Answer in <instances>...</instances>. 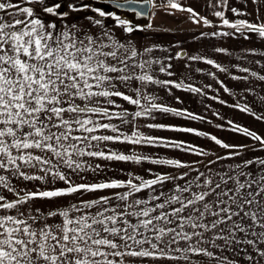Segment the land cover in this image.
<instances>
[{
	"label": "snow or ice",
	"instance_id": "snow-or-ice-1",
	"mask_svg": "<svg viewBox=\"0 0 264 264\" xmlns=\"http://www.w3.org/2000/svg\"><path fill=\"white\" fill-rule=\"evenodd\" d=\"M110 3L146 23L83 0H0V264H264V132L229 120L232 131L250 138L234 144L196 127L145 123L168 114L205 119L158 102L172 86L208 95L183 72L172 78L174 60L187 69L189 61H204L236 80L256 78L264 91V0H243V8L208 0L215 20L184 0ZM88 9L118 28L95 16L70 19ZM160 9L212 26L199 38H258L262 47L246 51L261 56L250 61L261 70L237 63L232 67L245 74L238 76L216 59L189 54L180 40L141 44L125 35L156 29ZM195 71L231 92L215 72ZM245 91L264 106L255 88ZM232 107L264 121L248 103ZM142 127L195 133L226 151ZM146 145L201 159L146 153Z\"/></svg>",
	"mask_w": 264,
	"mask_h": 264
},
{
	"label": "rangeland",
	"instance_id": "rangeland-1",
	"mask_svg": "<svg viewBox=\"0 0 264 264\" xmlns=\"http://www.w3.org/2000/svg\"><path fill=\"white\" fill-rule=\"evenodd\" d=\"M86 0H83V2ZM159 2V0H157ZM184 2L192 6L197 12L201 15L207 16L209 19H217L212 15V9L208 6V0H184ZM230 4L243 8L245 5L243 0H230ZM113 6V5H112ZM114 7V6H113ZM249 11H252L251 5H249ZM264 13V9H262ZM118 15H121L123 18L131 20L133 23L140 22L146 23L147 18L136 17L134 13L130 11L120 10ZM229 18H234L233 13L228 11L226 13ZM95 16L104 20L108 27H114V19L110 17H99L92 9L82 10L81 12H70V19H74L77 22L86 23V19L82 20V17ZM189 14L185 12H176L175 14H170L163 11L162 9L157 10L156 16L153 18L154 25L157 26L156 29H134L133 33L125 34L128 35L131 39L139 41L141 44L146 43H163L174 45L176 40H180L182 43L179 47L191 48L189 54H203L207 55L213 59H216L218 62L223 64L220 60V57L224 58L226 53H219L214 51L216 44L228 45L232 44L233 46H241L244 44L246 48L249 47H262L258 38L254 37L249 40L243 38H232V37H215V38H199L198 31L213 30L212 26H208L207 29L202 24H196L192 20L188 19ZM252 19L253 16L250 15L247 17ZM118 28V26H115ZM219 27V25H216ZM197 36L196 40H192L191 37ZM198 45H202L201 51L195 49H200ZM234 46V51L237 48ZM218 47V46H217ZM212 48V50H209ZM177 48H174V51ZM242 53V52H241ZM159 54V50H157ZM167 55V53H164ZM250 56H255L258 54L248 53ZM220 56V57H219ZM251 61V60H250ZM250 61L239 62L241 65H249L253 69L260 71L261 68L259 65L254 63L250 64ZM193 65L191 69L183 68L184 60H174V72L176 75L172 78H179L181 72H183V77L186 83L195 84L198 88H202L204 92L208 95H203L202 93H193L191 90L185 89H175L173 87V94H168L161 90L158 93L159 101L168 104L172 107L185 108L190 112H194L197 115L205 117L202 120H194L191 117L187 116H176L175 114H168L162 118H158L156 121H150L145 118V123L149 122H168L175 123L184 127H196L202 131L210 132L214 135H217L219 138L224 139L226 142L230 143H247L250 142V138L245 137L241 133H237L231 130V125L228 124V121L231 120L233 124L240 123L242 126L251 127L253 130L264 132V121L258 120L256 117L251 116L248 113L243 112L241 109L232 107L233 104L248 103L250 107H253L257 112H264V106L259 102V99L253 93L245 91L247 88H255L256 93L259 96H264V91H261V83L256 78H250L248 81L236 80L230 77L226 72H222L218 69H215L213 66L208 65L204 61H189ZM226 64V63H225ZM224 65V64H223ZM195 67H200L206 71H213L216 73L217 77L223 81V85L231 89V92H225L223 86L220 83H208L209 80L213 78L206 75L205 73H198L195 71ZM247 67V66H246ZM229 71L233 73H238L239 76L245 75L238 69L229 68ZM163 77V74H161ZM207 84H212V88H207ZM235 93V95H233ZM219 95L222 100L228 101L227 104H222L218 100L212 99V96ZM179 96L180 99L177 100L175 97ZM219 113L216 115L215 113ZM217 125H223V127H217ZM141 131H144L146 134L152 135H161L166 138L171 139H181L186 142L194 143L197 146L211 148L216 150L219 153H223L224 149L220 146L215 145L214 141H211L209 137H200L195 133H187L181 130H171V129H151L147 127H142ZM121 149L128 147L132 148L131 144H121L119 145ZM235 150V149H230ZM143 151L146 153L151 152L153 154L164 155L168 157H183L185 159H201L195 153H185L182 149L175 148H164V147H153V146H144ZM155 167L150 165L147 162L145 167ZM129 168H137L136 165H126Z\"/></svg>",
	"mask_w": 264,
	"mask_h": 264
},
{
	"label": "crops",
	"instance_id": "crops-1",
	"mask_svg": "<svg viewBox=\"0 0 264 264\" xmlns=\"http://www.w3.org/2000/svg\"><path fill=\"white\" fill-rule=\"evenodd\" d=\"M217 46L218 47H226V48L230 49V54L226 55L224 58H222V57L219 56L220 57V60L222 62H224L223 64L225 66L229 67V68H234V67H232V65H235V64H237L239 62H243V61H247L248 62V61L252 60L253 58L254 59H261V56L259 54L258 55H255V56L248 55L247 54V51H246L247 48H246V46L244 44H242L241 46H235L234 45L237 48L236 51H234V46L232 44H228V45H224V46L223 45H220V44H218V45L216 44L215 48ZM198 47L200 49H195L196 52L197 51H199V52L201 51L202 45H198ZM184 49L187 52H189L191 50V48H187V47H185ZM209 50H212V48H210ZM242 65L245 66V67L246 66H249V65H245V64H242ZM235 74L238 75V76L240 75L239 72L238 73L235 72ZM219 80H220V78H219ZM235 81H236V79H234V82ZM208 83H218V82H217L216 79H212V80H209Z\"/></svg>",
	"mask_w": 264,
	"mask_h": 264
},
{
	"label": "trees",
	"instance_id": "trees-1",
	"mask_svg": "<svg viewBox=\"0 0 264 264\" xmlns=\"http://www.w3.org/2000/svg\"><path fill=\"white\" fill-rule=\"evenodd\" d=\"M85 2V1H84ZM85 3H90L93 7H101L105 11H116L117 13L120 12L119 9H116L111 4L104 2L103 0H86Z\"/></svg>",
	"mask_w": 264,
	"mask_h": 264
},
{
	"label": "water",
	"instance_id": "water-1",
	"mask_svg": "<svg viewBox=\"0 0 264 264\" xmlns=\"http://www.w3.org/2000/svg\"><path fill=\"white\" fill-rule=\"evenodd\" d=\"M104 2H106V3H109V4H111L110 3V0H103ZM112 5V4H111ZM119 10H125V11H129V10H127V9H119Z\"/></svg>",
	"mask_w": 264,
	"mask_h": 264
}]
</instances>
